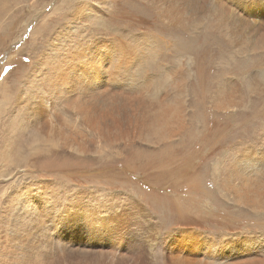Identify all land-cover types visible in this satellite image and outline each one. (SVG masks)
Segmentation results:
<instances>
[{
    "label": "rangeland",
    "instance_id": "rangeland-1",
    "mask_svg": "<svg viewBox=\"0 0 264 264\" xmlns=\"http://www.w3.org/2000/svg\"><path fill=\"white\" fill-rule=\"evenodd\" d=\"M204 4L0 0V264H264V59L229 63L226 56L238 22L246 35L236 49L264 57L255 49L264 42L252 43L253 29L240 24L264 27V16L251 13L252 0ZM205 17L230 28L213 34ZM169 69L178 73L167 76ZM225 81L238 93L229 109L214 108ZM51 85L76 108L52 100ZM92 87L110 94L100 114L132 119L113 136L118 142L86 126V136L70 134ZM116 93L126 101L110 98ZM40 123L47 125L35 129ZM51 195L69 211L46 213ZM10 198L12 207L17 198L32 202L46 218L27 234L24 250L9 234L13 218L3 214ZM37 229L45 233L34 236ZM46 238L52 257L36 259Z\"/></svg>",
    "mask_w": 264,
    "mask_h": 264
},
{
    "label": "bare ground",
    "instance_id": "bare-ground-1",
    "mask_svg": "<svg viewBox=\"0 0 264 264\" xmlns=\"http://www.w3.org/2000/svg\"><path fill=\"white\" fill-rule=\"evenodd\" d=\"M155 1H158V2H162L164 3V5H171V3H174L177 5V7L179 6V4L182 2V0H155ZM207 0H187L188 3H193V4H196V7L198 9L201 10V8L205 5L204 3L206 2ZM243 2V1H242ZM252 3L254 4L255 8H253V11L251 12L252 14L255 13V11L259 13L258 15V18L260 19V16L261 14L264 16V0H252ZM202 4H204L202 6ZM227 5V3L225 4ZM173 8V7H172ZM238 9V8H236ZM208 18V17H205V19ZM218 18L222 21L223 17L221 15H218ZM209 20V23H210V28L212 29V31L214 32L213 34H216L215 30L219 29V30H222V29H226L225 25H227V28H230L228 24H226L225 22H219V21H216V20H210L209 18L207 19ZM238 21V20H237ZM223 23V24H222ZM238 23V22H236ZM236 23H233L231 24L232 25V28H233V31L234 33L236 34L234 39L233 37L229 38L228 40V43H229V51L227 53V61H229V63H233L234 61L236 62L237 60H239L240 58H245L247 61L245 63H261V60L264 59L263 57V54L260 53V55H258L257 57H253V56H250L246 53L250 51V49H243V47H240L238 50L236 49V46L238 44V41L239 39L243 38L246 34L243 33H240V32H237V25ZM240 24H242L244 27H245V30L247 31L248 29L252 30V38L250 37V39L252 40V43L258 41L260 42V44L262 43V41L264 42V38H261L260 34H263L264 32H257V31H260V29H263L264 30V27L262 26H255L257 24V22H255V24L253 25V23H251V21H247V20H244L242 18H240ZM239 26V24H238ZM256 29V30H255ZM205 30H208V29H205ZM228 30V29H227ZM239 31V30H238ZM189 32V31H187ZM206 33V32H205ZM222 34V32L220 33ZM227 35V34H226ZM219 37L221 36H215V40L219 43V45H221L220 41H219ZM225 44V43H224ZM139 47V46H138ZM220 47V46H219ZM223 47V46H222ZM226 47V46H225ZM235 47V49H234ZM143 48V47H142ZM256 51H260V52H263L264 51V47L261 48H255ZM260 49V50H259ZM145 50H149L148 46L144 47V52ZM226 50V49H225ZM101 51V50H100ZM120 52V51H119ZM219 52L220 54L222 53V56L224 55V52L222 49H219ZM146 53V52H145ZM128 54V53H127ZM130 55V54H129ZM128 55H126L127 57ZM130 60H133V54L131 57H129ZM144 60V59H143ZM244 61V60H243ZM116 64V63H115ZM118 64V63H117ZM123 64V63H122ZM122 64H119V65H122ZM91 65V64H90ZM89 65V66H90ZM124 65V64H123ZM93 66V64H92ZM150 66V64H149ZM96 67V66H95ZM127 66L124 65V66H121L117 71H121L123 69H125ZM67 69V68H66ZM86 70V69H85ZM95 70V69H94ZM148 70V69H147ZM90 72V71H89ZM88 72V73H89ZM95 72V71H94ZM178 73V71H173V69H169L167 70V76H171L173 77L174 73ZM180 72V71H179ZM91 73V72H90ZM141 74V73H140ZM84 75V74H83ZM96 75V74H95ZM116 75L119 76V72H116ZM142 75V74H141ZM146 75V74H145ZM116 76V77H117ZM93 77V76H92ZM95 77V76H94ZM143 77V76H142ZM122 78V80H129V78H134L133 77H129L127 74H123L122 76H120V79ZM152 77L150 75H147V80L149 81ZM92 81V80H91ZM178 81V80H177ZM90 82V81H89ZM94 82V81H92ZM126 83V81H124ZM176 83V82H175ZM91 84V83H90ZM92 85V84H91ZM147 85L145 86H140L138 89H143L145 88ZM251 86V85H250ZM55 86H52L50 87V91L54 92V94H52V96H54L52 98V100L55 98L56 101L64 104V105H67L68 109H74V107L76 108L77 104L78 103H75V102H72V100H75V99H72L69 98L70 100H67V97L65 96V93H60V90H57L55 91L54 90ZM89 88V87H88ZM87 88V89H88ZM104 88V87H103ZM251 88V87H250ZM94 88L92 87L91 90H93ZM107 89V88H106ZM138 89H134L135 91H138ZM154 89V88H153ZM89 90V89H88ZM99 90V89H98ZM97 90V91H98ZM132 90V89H131ZM130 90V91H131ZM159 90V89H158ZM252 90V89H251ZM67 91V90H66ZM86 93H87V90L85 89ZM95 90H93V92H89V94H86L85 96H87V99L86 101H84L85 103L83 104L82 108H77L79 110H75V113L80 117V127L77 125V124H74V123H70V126L69 125V131H70V134L74 137H84L86 136V133L84 131V128L81 127V126H86L87 128H89L93 133L95 134H99L100 138H104L105 141H110V142H118V139L117 138H114L113 139V136L115 134H119L120 130L125 127L126 129H129V127L131 125H134L133 122L131 121L132 119L128 120L127 118L124 119L125 121V124L123 122H121L120 120H117V118H113L112 114L108 113V112H104V111H101V114L99 113V111L97 110V107L99 105H101V103H104L105 104V98H108L109 97V92H102L99 93L100 94H96L98 92H94ZM52 92V93H53ZM84 93V92H83ZM238 93V90L237 88L235 87L234 83H232L231 81H225L224 84L220 85L219 87V90L216 94V96L213 99V107L214 108H217V109H229L231 107V102H232V98ZM117 94V93H116ZM114 95V94H112ZM115 96V97H114ZM114 96H110V98H113V99H120L121 101H126V97L124 96V98H121V97H117L119 96V94L117 95H114ZM120 96H123V95H120ZM165 96V95H164ZM166 99V98H165ZM158 100V99H157ZM78 101V100H77ZM164 102V101H163ZM162 102V103H163ZM170 102V101H169ZM42 103L43 104H46L47 107H51V104L49 102L46 101V99L42 100ZM88 103V104H87ZM133 103V102H132ZM112 104V103H111ZM117 104V103H116ZM153 104V102H152ZM164 104V103H163ZM166 104V103H165ZM128 105V103H127ZM130 105V104H129ZM115 106V105H114ZM126 106V103L125 105ZM122 106V107H124ZM148 106V105H147ZM117 107V106H116ZM158 107V106H156ZM161 107V105H160ZM120 108V107H119ZM125 108V107H124ZM129 108V107H128ZM53 109V108H51ZM108 109V108H107ZM132 110V108H130ZM161 109V110H160ZM159 110L162 111V108H160ZM71 110V111H72ZM121 110V109H120ZM126 110V109H124ZM167 110V109H166ZM175 110V109H174ZM109 111V110H108ZM122 111V110H121ZM170 111V110H169ZM168 111V112H169ZM69 112V111H68ZM112 112V111H110ZM120 112V111H119ZM128 112V110H127ZM125 112V113H127ZM159 112V111H158ZM163 112V111H162ZM122 113V112H121ZM157 113V112H156ZM35 114V112L30 109L29 112H28V115H27V120H30L32 118V116ZM115 114V113H114ZM118 114V113H117ZM161 114V113H160ZM119 115V114H118ZM125 115V114H123ZM127 115V114H126ZM159 115V113H158ZM157 115V116H158ZM121 116V115H120ZM143 117L145 118L146 115H143ZM135 118V116L133 117ZM157 118V117H156ZM58 119H61V117H58ZM110 119V121H108ZM159 119V118H158ZM63 121V118L61 119ZM150 120V119H149ZM134 121V120H133ZM64 123L68 122V117L65 118V121H63ZM128 123H130L131 125H127ZM136 123V121H135ZM150 124H152L151 122H149ZM45 124V125H43ZM148 124V123H147ZM163 124V123H161ZM43 125V126H41ZM47 123H40L38 125H35V129H44L46 127ZM38 126H41V127H38ZM38 127V128H37ZM63 144H64V147L66 145L69 144V141L67 140H63ZM109 144V143H107ZM16 145V144H15ZM13 146L12 148V152L14 154L18 153L19 149L17 146ZM79 147L83 148V150L85 149V146H82L80 144H78ZM51 148H48L47 149V152H53V151H50L52 150L53 148H56L57 146L55 145H51L50 146ZM62 145L61 147H59L60 149L62 150H65ZM250 168L252 171H254V168L253 167H248ZM257 169V168H256ZM259 171V170H258ZM247 172V171H246ZM236 173H238V175L240 176L241 179H246L242 176L241 174V170L240 168L238 167V171H236ZM249 173V172H248ZM256 173V172H255ZM262 173V172H261ZM264 174V173H262ZM248 175V174H247ZM249 177V176H247ZM256 177V176H255ZM259 177V176H258ZM261 178V177H260ZM258 178H256L257 180ZM246 180H249V179H246ZM263 183V182H261ZM242 184L244 186H250L253 184V182H246V181H243ZM260 185V184H258ZM256 185V186H258ZM261 186V185H260ZM259 186V188H260ZM258 188V187H257ZM89 193V192H88ZM56 202V196L55 195H51L50 197L47 198V203L50 204V206L46 207L44 209V211L47 213V212H50L51 211V207H57V211H56V214H58L57 212H60V213H63V212H68L69 211V208H68V203H66L65 205H61V204H55ZM71 203V201H70ZM13 206V199H9L7 204L5 205L4 207V210H3V214H8L9 218H13V222L11 224V228L9 229V234L12 233V234H15V237L18 236L21 238V240H18L19 243L18 245H20V247L22 248L21 250H24V247H25V243L27 241V234L28 233H31L32 230H34L36 228V226L39 224V223H42L46 220V218L42 215L44 214L43 211L40 210V212L38 211V209H36L35 207H33V204L32 202L30 201H26V200H23V199H20V198H17L16 200V204L14 207ZM41 213V214H40ZM2 228V226H0V229ZM105 230V227H101ZM51 232V229L49 230ZM49 231H47V236L49 235ZM100 232L101 234H103V230L100 229ZM45 231H41L40 229H37V231L34 233V236H38V235H41V234H44ZM104 234H106V232L104 231ZM109 235V234H108ZM113 236V235H112ZM111 237V236H110ZM109 237V238H110ZM120 237V236H118ZM19 238V239H20ZM121 238V237H120ZM13 239V238H12ZM15 239V238H14ZM18 239V238H17ZM115 240V239H114ZM117 240V239H116ZM115 242V241H114ZM12 244V243H11ZM8 245V244H7ZM24 246V247H23ZM27 247V246H26ZM25 247V248H26ZM48 247L47 245V238L43 241L41 240L40 241V245L39 247L36 249L37 251L33 254L34 257L36 259H46L49 258L51 259L52 255L47 251L46 249V253H45V248ZM4 248V247H3ZM2 249V248H1ZM27 249V248H26ZM16 250V249H15ZM239 250V249H238ZM8 251H11V250H8ZM230 251L232 252L233 250L230 249ZM9 253V252H8ZM24 254V253H23ZM0 257H2V254L0 253ZM26 255V254H25ZM20 258H23V256L21 255H18ZM117 256V255H116ZM95 257V256H94ZM93 257V258H94ZM226 256H222V258H225ZM103 258L102 256L100 257V259ZM112 259V257H110ZM109 258V259H110ZM230 259V257H227L223 260H225V262H227L228 260ZM1 261V260H0ZM115 261V260H114ZM16 261H14L15 263ZM22 262V261H21ZM98 262V261H97ZM117 263V261L115 262ZM121 263V262H120ZM24 264V263H23ZM27 264H29V262H27ZM237 264H240V263H237ZM248 264H252V262L248 263Z\"/></svg>",
    "mask_w": 264,
    "mask_h": 264
}]
</instances>
